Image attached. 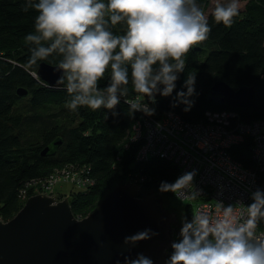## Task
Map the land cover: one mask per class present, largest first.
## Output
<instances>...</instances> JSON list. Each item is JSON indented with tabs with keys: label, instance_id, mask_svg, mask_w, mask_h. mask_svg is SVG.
<instances>
[{
	"label": "trees",
	"instance_id": "1",
	"mask_svg": "<svg viewBox=\"0 0 264 264\" xmlns=\"http://www.w3.org/2000/svg\"><path fill=\"white\" fill-rule=\"evenodd\" d=\"M242 1L244 7L230 27L217 23L213 11L207 15L211 29L208 39L186 54L184 71L179 74L171 96L157 94L154 102L139 97L155 109L157 117L172 111L185 121L198 122L206 111H236L244 122L264 120V0ZM102 2L107 4L108 0ZM209 2L197 0L203 11ZM28 3L29 0H0V220L12 219L26 199L36 194L31 183L46 179L54 169L68 164L91 167L96 179L87 190L75 189L68 195L56 192L60 199L69 198L76 217L87 216L108 191L122 182L137 181L142 193L154 191L171 202L175 193H161L159 188L162 182L173 183L180 177L179 167L156 157L138 161L139 144L129 143L132 124L138 117L137 112L130 110V101L139 96L131 78L127 96L121 98L115 109L71 110L67 106L71 96L66 89L65 73L61 88H52L37 76L40 63L60 65L63 55L53 52L34 64L30 62L35 45L25 37L35 32L39 13L32 7L25 11ZM108 28L117 36L127 31L124 22H109ZM191 74H195V91L189 97L191 107L185 111L188 105L179 102L177 92H187L185 83ZM216 81H223L234 90L253 87L255 107L232 109L211 94ZM110 82L109 69L99 87L106 88ZM19 88L28 95L20 97ZM55 141H60L55 152L43 156L42 151ZM240 147L243 151L236 146L234 158L253 167L249 143ZM24 190L26 198L22 196ZM193 216V208L187 203L186 221L190 222ZM180 230L177 227L175 242L180 239Z\"/></svg>",
	"mask_w": 264,
	"mask_h": 264
},
{
	"label": "clouds",
	"instance_id": "2",
	"mask_svg": "<svg viewBox=\"0 0 264 264\" xmlns=\"http://www.w3.org/2000/svg\"><path fill=\"white\" fill-rule=\"evenodd\" d=\"M28 7L39 13L35 32L25 37L35 45L30 62L53 52L63 55L60 68L71 96L67 106L73 111L79 107L115 109L129 92L130 78L138 99L148 97L154 102L157 94L171 96L184 71L186 54L206 41L211 31L197 0H108L107 4L102 0H38L32 4L29 0L25 11ZM239 13V0H227L215 6L213 16L217 23L230 27ZM109 22L126 23V34L114 35ZM109 69L111 82L101 88L99 82ZM194 84L195 74H191L185 83L187 92H177L179 102L188 105L185 111L191 107ZM130 110L148 116L155 112L138 102H132ZM195 175L188 172L173 183L162 182L159 191L187 198L185 190L193 185ZM251 198L243 220L237 218L233 206H223L216 218L201 212L190 222L184 221L166 264H264V236L255 233L258 221L264 219V191L256 190ZM155 235L145 230L124 242L135 244ZM131 264L153 262L140 255Z\"/></svg>",
	"mask_w": 264,
	"mask_h": 264
},
{
	"label": "water",
	"instance_id": "3",
	"mask_svg": "<svg viewBox=\"0 0 264 264\" xmlns=\"http://www.w3.org/2000/svg\"><path fill=\"white\" fill-rule=\"evenodd\" d=\"M60 65L40 63L37 76L52 88H61ZM17 94L28 92L19 88ZM211 94L232 109L255 107L253 87L234 90L216 81ZM60 141L45 148L53 154ZM179 225L174 211L164 208L161 196L142 193L134 182L116 184L85 217L72 212L68 197L35 194L9 221L0 220V264H131L143 255L153 264H166ZM145 230L158 235L135 244L125 238Z\"/></svg>",
	"mask_w": 264,
	"mask_h": 264
},
{
	"label": "built area",
	"instance_id": "4",
	"mask_svg": "<svg viewBox=\"0 0 264 264\" xmlns=\"http://www.w3.org/2000/svg\"><path fill=\"white\" fill-rule=\"evenodd\" d=\"M130 102L148 104L152 109L138 98ZM137 113L129 139L130 144H139L136 159L169 160L179 167L180 177L196 173L193 185L185 190L187 198L175 193L178 200L190 203L194 215L204 212L216 218L222 214L223 206H233L239 220L246 217L247 206L253 202L252 193L264 191V120L244 122L236 111H206L198 122L185 121L172 111L161 118ZM245 143H249L253 167L234 158L235 147L242 152L239 147ZM95 183L91 167L68 164L31 184L36 194L55 196L58 185L87 190ZM26 195V190L22 191L24 198ZM255 233L264 236V219L258 221Z\"/></svg>",
	"mask_w": 264,
	"mask_h": 264
},
{
	"label": "rangeland",
	"instance_id": "5",
	"mask_svg": "<svg viewBox=\"0 0 264 264\" xmlns=\"http://www.w3.org/2000/svg\"><path fill=\"white\" fill-rule=\"evenodd\" d=\"M226 2H227V0H210L209 6L204 11L206 17L210 12L214 11V8L217 4H222V3H226ZM239 3H240V9H242L244 7L245 3L242 0H239ZM73 190H75V188L69 184L58 185L56 187L57 193H61V194H65V195L70 194V192ZM164 199L167 202L166 198H164ZM169 203H171V205L173 207V211L175 212L177 219H178V222L180 224V225H178V227L181 229L183 222L186 221V205H187V202H183V201H180L176 198H173V199H171V202L169 200Z\"/></svg>",
	"mask_w": 264,
	"mask_h": 264
},
{
	"label": "flooded vegetation",
	"instance_id": "6",
	"mask_svg": "<svg viewBox=\"0 0 264 264\" xmlns=\"http://www.w3.org/2000/svg\"><path fill=\"white\" fill-rule=\"evenodd\" d=\"M161 198H162V203H163L164 208H166L169 211H173V207H172L171 203H169V202L167 203L163 197H161Z\"/></svg>",
	"mask_w": 264,
	"mask_h": 264
}]
</instances>
